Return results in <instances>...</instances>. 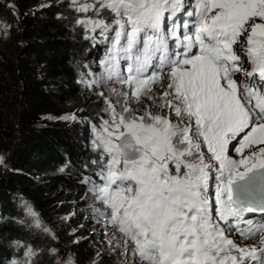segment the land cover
I'll return each mask as SVG.
<instances>
[{"label":"snow or ice","instance_id":"obj_1","mask_svg":"<svg viewBox=\"0 0 264 264\" xmlns=\"http://www.w3.org/2000/svg\"><path fill=\"white\" fill-rule=\"evenodd\" d=\"M70 4L82 14L76 23L86 38L97 40L99 30V42L109 44L100 78L80 82L114 85L115 102L98 93L108 119L95 129L90 190L125 250L138 256L136 264H264V221L245 219L264 215V0ZM181 12L190 19L176 26ZM170 39L178 43L170 46ZM144 97L160 111L134 109L131 102ZM28 213L41 226L37 213ZM230 221L246 239L258 236L259 247L228 239L221 222ZM34 256L26 245L19 264ZM66 264H74L71 256Z\"/></svg>","mask_w":264,"mask_h":264},{"label":"trees","instance_id":"obj_2","mask_svg":"<svg viewBox=\"0 0 264 264\" xmlns=\"http://www.w3.org/2000/svg\"><path fill=\"white\" fill-rule=\"evenodd\" d=\"M80 15L67 0H0V264H19L26 245L32 264H126L87 224L105 221L90 190L99 150L86 124L108 117L98 93L109 82L80 81L100 78L108 44L86 38ZM67 106L75 120L64 119Z\"/></svg>","mask_w":264,"mask_h":264},{"label":"rangeland","instance_id":"obj_3","mask_svg":"<svg viewBox=\"0 0 264 264\" xmlns=\"http://www.w3.org/2000/svg\"><path fill=\"white\" fill-rule=\"evenodd\" d=\"M54 1H58V0H54ZM68 2L70 0H67ZM105 18L107 20H110L112 18V16L110 17V15H105ZM99 31V30H97ZM96 35H99V33L97 32ZM111 35V34H110ZM239 48L240 46L237 45V49H238V52L239 54L244 57L243 55V52H240L239 51ZM123 63V62H122ZM102 71H103V68H102ZM243 75V73H241ZM109 82V87H106L104 89L105 91V96H110L111 99L113 100V102H115L116 100V97L115 96H112L111 93H110V88L113 87V83L108 81ZM155 91V89H154ZM104 99V97H103ZM132 103V106L134 109H137L140 113H142L145 109V107H156L152 101L148 100L147 97H144L140 103H136L134 100L131 102ZM143 104V105H142ZM142 105V106H140ZM107 107V106H106ZM67 112H68V115L69 116H76V110L77 108L74 107V106H67V107H64ZM157 108V107H156ZM153 112L155 110H152ZM160 109L158 108V111L159 112ZM106 119H108V117H106ZM176 118L173 116V120H175ZM102 124V123H101ZM88 126V128H91V135H92V138L95 140V129L96 128H92L91 126V123L88 122L86 124ZM93 146L95 147V144H94V141H93ZM96 148V147H95ZM205 153H206V156H207V150L206 148L204 149ZM230 155H235L233 152L230 151ZM211 163H215L214 161H210ZM215 174V172L212 173V175ZM214 177V175H213ZM213 180H210L209 181V186L211 185ZM100 204H97L96 207H102V209L107 212V209L105 208V206L101 203V201L99 202ZM89 214V213H88ZM90 216H92L91 214H89ZM105 218V216H104ZM89 227L91 226L92 227V232L93 233H97V238L100 242H106L107 245H110V247L112 249H117L118 250V253L119 255L121 256L122 260L126 263V264H136V261L139 260L138 256H135V255H132L131 253H128L126 250H125V246L123 245V238L121 237V235L115 231V229L112 228V226L110 224L107 223L106 219L105 221L103 222V224L101 223H94L92 224L91 221L89 220L88 223ZM230 237H233V236H230ZM259 245V240L256 239L254 241H251V242H248V243H245V242H241V247H252V246H257ZM122 246V247H121Z\"/></svg>","mask_w":264,"mask_h":264},{"label":"bare ground","instance_id":"obj_4","mask_svg":"<svg viewBox=\"0 0 264 264\" xmlns=\"http://www.w3.org/2000/svg\"><path fill=\"white\" fill-rule=\"evenodd\" d=\"M110 17H111V16H110ZM104 44H105V43H104ZM99 45H100V44H99ZM101 45H102V44H101ZM101 56H102V55H101ZM102 57H103V56H102ZM103 59H104V58H103ZM90 121H91V120H90ZM91 122H92V121H91ZM88 129H89V128H88ZM88 132H89V131H88ZM213 175H214V174H213ZM213 175H212V176H213ZM121 247H122V246H121Z\"/></svg>","mask_w":264,"mask_h":264}]
</instances>
